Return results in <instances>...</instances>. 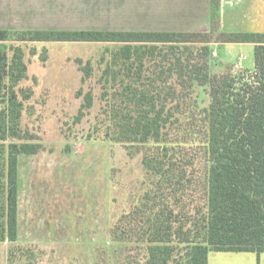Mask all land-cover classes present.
Wrapping results in <instances>:
<instances>
[{
	"label": "rangeland",
	"instance_id": "obj_1",
	"mask_svg": "<svg viewBox=\"0 0 264 264\" xmlns=\"http://www.w3.org/2000/svg\"><path fill=\"white\" fill-rule=\"evenodd\" d=\"M14 46L26 66L19 87L32 91L21 127L39 139L42 150L18 159V238L9 248L10 264H145L146 240L156 227L157 237L170 238L176 247L169 264H188L187 244L205 238L207 168L199 123V111L208 104L205 91L195 87L181 101L168 98L174 120L158 150L105 140L104 129L86 139L104 119L103 92L119 101L114 92L134 85V73L140 70L139 82L145 83L170 66L174 51L159 45L150 56L143 48L123 61L113 60L122 48L115 44ZM173 49L180 57L189 52ZM7 54L11 58L13 51ZM77 59L92 69L84 82ZM175 81L156 85L176 86ZM80 89L92 92L94 103L74 123Z\"/></svg>",
	"mask_w": 264,
	"mask_h": 264
},
{
	"label": "trees",
	"instance_id": "obj_2",
	"mask_svg": "<svg viewBox=\"0 0 264 264\" xmlns=\"http://www.w3.org/2000/svg\"><path fill=\"white\" fill-rule=\"evenodd\" d=\"M219 18V0H211L210 29L205 33L0 30V242L13 243L18 238V159L42 150L39 139L21 127L24 104L32 91L19 87L27 77L26 66L21 48L14 44H115L122 48L120 57L113 60L123 61H131L134 51L143 48L154 56L160 45L174 51L170 66L146 78L145 83L139 82L140 70L134 73V85L114 92L119 101L108 98L106 89L102 94L104 119L86 139L104 129L105 140L129 147L151 144L149 149L158 150L166 127L174 120L168 98L181 101L195 87L202 88L208 98L207 106L199 111L207 168L205 238L202 243L187 244L188 264H207L210 251L264 253V33H222ZM211 43L252 44L254 69L214 72ZM192 46L197 48L193 51ZM175 47L189 52L177 56ZM11 50L9 58L7 51ZM145 53L138 57L140 61ZM76 63L84 82L92 74L91 66L82 65L80 59ZM131 68L127 70L131 72ZM110 71L108 66L105 73ZM172 77L176 86L156 85ZM76 96L82 103L74 123H80L94 98L92 92L82 89ZM159 229L146 240L145 264H169L173 259L176 247L170 238L157 237Z\"/></svg>",
	"mask_w": 264,
	"mask_h": 264
},
{
	"label": "crops",
	"instance_id": "obj_3",
	"mask_svg": "<svg viewBox=\"0 0 264 264\" xmlns=\"http://www.w3.org/2000/svg\"><path fill=\"white\" fill-rule=\"evenodd\" d=\"M210 1L0 0V30L205 33L210 29ZM219 3V32L264 33V0ZM210 51L219 71L254 69L252 44L211 43ZM13 243L0 242V264H10ZM207 264H264V253L210 251Z\"/></svg>",
	"mask_w": 264,
	"mask_h": 264
}]
</instances>
